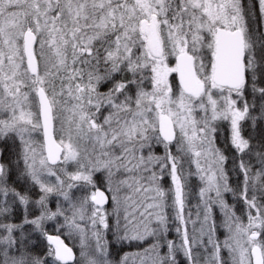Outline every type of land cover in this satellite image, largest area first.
<instances>
[{
	"label": "snow or ice",
	"instance_id": "obj_1",
	"mask_svg": "<svg viewBox=\"0 0 264 264\" xmlns=\"http://www.w3.org/2000/svg\"><path fill=\"white\" fill-rule=\"evenodd\" d=\"M0 264H264V0H0Z\"/></svg>",
	"mask_w": 264,
	"mask_h": 264
}]
</instances>
